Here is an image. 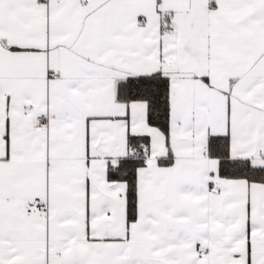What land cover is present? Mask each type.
Here are the masks:
<instances>
[{
	"label": "snow or ice",
	"instance_id": "1",
	"mask_svg": "<svg viewBox=\"0 0 264 264\" xmlns=\"http://www.w3.org/2000/svg\"><path fill=\"white\" fill-rule=\"evenodd\" d=\"M0 264H264V0H0Z\"/></svg>",
	"mask_w": 264,
	"mask_h": 264
}]
</instances>
